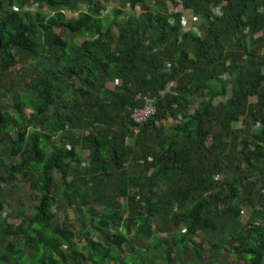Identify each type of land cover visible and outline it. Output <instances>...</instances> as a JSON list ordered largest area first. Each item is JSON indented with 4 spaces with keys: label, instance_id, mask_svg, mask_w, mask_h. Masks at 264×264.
<instances>
[{
    "label": "trees",
    "instance_id": "1",
    "mask_svg": "<svg viewBox=\"0 0 264 264\" xmlns=\"http://www.w3.org/2000/svg\"><path fill=\"white\" fill-rule=\"evenodd\" d=\"M8 96L0 264H264V0H0Z\"/></svg>",
    "mask_w": 264,
    "mask_h": 264
},
{
    "label": "built area",
    "instance_id": "2",
    "mask_svg": "<svg viewBox=\"0 0 264 264\" xmlns=\"http://www.w3.org/2000/svg\"><path fill=\"white\" fill-rule=\"evenodd\" d=\"M175 12H182L185 13V10L183 6H180L179 8L174 10ZM214 13L216 15H219L220 12L218 10H215ZM183 26L186 31H190L192 29V24L197 21V18H195L193 15L185 14L183 17ZM168 68H170V65H168ZM176 84H171L170 88H175ZM155 113V108L152 104L151 100H147L146 105L144 108L135 110L132 114V118L134 119L135 122L137 123H143L148 120L150 116H152Z\"/></svg>",
    "mask_w": 264,
    "mask_h": 264
},
{
    "label": "rangeland",
    "instance_id": "3",
    "mask_svg": "<svg viewBox=\"0 0 264 264\" xmlns=\"http://www.w3.org/2000/svg\"><path fill=\"white\" fill-rule=\"evenodd\" d=\"M41 11H43V10H41ZM75 17H76V15H75ZM33 71V68L32 67H26L25 68V73L26 74H30L31 72ZM10 79V77L8 78V80ZM8 80H6L5 82H4V85H8L9 84V82L10 81H8ZM12 104H13V102H12V98L10 97V96H8V97H0V108H4L3 110L4 111H8V112H10V113H12ZM22 188H21V190L19 189V191L20 192H22V191H27L28 190V185H25V184H23L22 186H21ZM33 194V196L34 197H36L37 196V194L34 192V193H32ZM34 205L35 204H37V202L36 201H34V203H33ZM31 207H32V203H28V204H26L25 205V207H24V209H26V211L28 212V213H30V212H33L32 210H31ZM13 208H16V207H13ZM66 217L68 218V219H70V220H73L75 217H74V214H73V212L71 211V210H68L67 211V215H66ZM164 238L166 239V240H171V238L169 237V236H166V235H164ZM229 261H231V260H229Z\"/></svg>",
    "mask_w": 264,
    "mask_h": 264
},
{
    "label": "water",
    "instance_id": "4",
    "mask_svg": "<svg viewBox=\"0 0 264 264\" xmlns=\"http://www.w3.org/2000/svg\"><path fill=\"white\" fill-rule=\"evenodd\" d=\"M237 74L234 75L233 79L236 80Z\"/></svg>",
    "mask_w": 264,
    "mask_h": 264
}]
</instances>
